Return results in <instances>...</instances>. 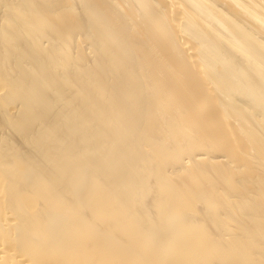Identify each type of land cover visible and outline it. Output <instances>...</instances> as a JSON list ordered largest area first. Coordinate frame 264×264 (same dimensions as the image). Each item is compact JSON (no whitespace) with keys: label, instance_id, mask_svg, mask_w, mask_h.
I'll return each mask as SVG.
<instances>
[{"label":"bare ground","instance_id":"1","mask_svg":"<svg viewBox=\"0 0 264 264\" xmlns=\"http://www.w3.org/2000/svg\"><path fill=\"white\" fill-rule=\"evenodd\" d=\"M0 264H264V0H0Z\"/></svg>","mask_w":264,"mask_h":264}]
</instances>
